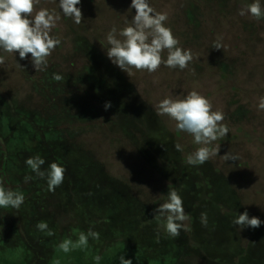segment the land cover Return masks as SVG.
<instances>
[{"label":"trees","instance_id":"16d2710c","mask_svg":"<svg viewBox=\"0 0 264 264\" xmlns=\"http://www.w3.org/2000/svg\"><path fill=\"white\" fill-rule=\"evenodd\" d=\"M231 1H216L222 18ZM196 8L191 4L185 10L190 22ZM71 51L72 59L83 63L77 71L49 67L35 79L29 77L32 94L25 100L0 92V180L25 196L18 210L0 208V264H96L97 255L99 264H120V255L132 264H264V226L240 230L232 224L247 204L227 182L220 183V173L188 165L171 149L173 137L155 111L84 36H73ZM53 73L64 79L55 81ZM35 98L38 106L31 107ZM105 102H111L104 112L112 118L95 127ZM238 109L241 119L246 112ZM75 123L98 131L103 125L108 130L102 131L116 136L125 128L122 141L166 178L162 198H144L125 181L109 177L104 164L78 141ZM146 124L151 128L144 131ZM36 155L45 160L42 171L52 162L67 169L54 192L48 191L46 178L25 164ZM25 176L33 178L25 182ZM173 188L190 216L189 230L177 238L165 232V221L155 219L153 211ZM202 212L207 213L206 227ZM41 221L53 235L37 229ZM89 229L100 237H89L87 248L72 247L68 253L59 248L68 239L75 245L79 233Z\"/></svg>","mask_w":264,"mask_h":264},{"label":"rangeland","instance_id":"374dc122","mask_svg":"<svg viewBox=\"0 0 264 264\" xmlns=\"http://www.w3.org/2000/svg\"><path fill=\"white\" fill-rule=\"evenodd\" d=\"M216 1L149 0L150 6L157 12L167 13L166 26L179 39L180 46L191 49L193 60L188 68L170 69L162 64L151 74L135 69L127 74L108 60L141 96L147 108L153 109L156 114L155 106L160 100L168 96L182 97L192 90L208 98L213 110L224 113L223 123L228 126L229 134L211 145H220L218 155L197 167L217 170L223 177L220 183L227 182L236 196L247 204L249 214L264 221V111L257 109L259 97L264 96V19L256 21L249 15H239V10L252 0H232L229 5L231 9L222 18L217 13L216 5L219 3ZM260 2L264 7V0ZM191 4L197 7L194 22H190L185 13ZM130 5L131 0H81L77 7L82 10L83 20L77 25L71 18L63 16L59 0H40L36 10L47 8L60 15L51 35L60 39L61 44L48 57L47 68L69 72L83 66L81 61L71 57L73 36H84L90 46L107 57L106 50L110 45L106 35L113 26L119 31L125 27L126 21L131 20L135 9H129ZM218 37H222L221 42L225 46L220 50L212 48L213 41ZM0 56L5 58L4 64L0 65V92L25 100L32 94L28 78H36L43 71L35 70L30 54L27 59L21 60L18 53L9 54L0 50ZM166 56L165 50L162 57L166 59ZM38 99L35 98L31 107L38 106ZM241 107L246 113L239 119L237 109ZM104 110H98L95 127L112 118ZM158 117L172 135L171 149L178 152L179 157L186 159L199 147L193 143L192 136L176 130L174 120L167 116ZM86 124L74 125L75 133L79 135L78 141L104 164L109 177L125 181L144 198H162L168 184L166 178L158 169H152L133 146L122 141L127 138L125 128L116 136L104 132L108 130L106 126L101 125L104 131H98ZM149 128L146 124L144 131ZM177 143L182 145V152L175 149ZM228 151L238 155L239 160L225 162L221 156ZM188 203L190 201L186 200L185 205Z\"/></svg>","mask_w":264,"mask_h":264},{"label":"clouds","instance_id":"9594fccd","mask_svg":"<svg viewBox=\"0 0 264 264\" xmlns=\"http://www.w3.org/2000/svg\"><path fill=\"white\" fill-rule=\"evenodd\" d=\"M40 0H0V50L9 54H19L21 60L31 56V63L36 71H45L48 66V57L61 40L51 35L56 27L60 15L47 8H39ZM81 0H59V8L63 16L71 18L77 25L82 23L83 13L80 7ZM129 9H135V14L130 21H126L125 27L119 31L115 26L106 35L108 49L106 55L108 59L122 71L130 74L131 69L137 71L156 72L163 64L170 69L184 70L188 68L193 60L191 49H184L180 46V41L176 38L170 27L166 26L168 20L167 13L157 12L150 6L149 0H131ZM239 15H249L256 21L264 19V7L260 0H252L239 10ZM222 37L213 41L212 48L223 49ZM166 50V59L162 53ZM5 58L0 56V65L4 64ZM20 65V64H19ZM21 66V65H20ZM22 67V66H21ZM194 71V70H193ZM53 79L57 82L64 77L53 73ZM111 102H105L104 109L108 110ZM157 115L167 116L176 122L177 131L184 132L193 137V143L199 145L186 157V163L191 166H199L216 157L220 150V145L212 147L213 143L225 138L229 134V128L223 123L225 116L220 110H213L211 101L192 90L185 96H168L163 98L155 106ZM257 109L264 111V96L259 97ZM177 151H183L181 144H175ZM221 158L227 161L239 160L238 155L230 151ZM25 164L37 177L47 180L48 191L54 192L64 179L67 169L62 165L52 162L49 164L47 172L41 168L45 160L39 155L29 157ZM25 176V182L32 179ZM25 196L20 191L6 189L3 181L0 180V208L19 209L24 203ZM154 218L163 219L164 230L172 238H177L181 230L188 231L185 221L190 216L185 212L182 197L176 189H170L167 199L153 210ZM201 224L207 226V213H201ZM264 221L256 216H249L247 210L240 213L233 219L232 224L244 228L257 229ZM40 231H46L49 236L54 233L48 228L47 222L41 221L36 225ZM89 237L99 240L100 234L89 229L87 233L81 231L75 245L68 239L63 241L59 248L68 253L72 247L87 248ZM96 264L102 259L97 255L93 258ZM120 264H132L131 259H125L124 255L119 256Z\"/></svg>","mask_w":264,"mask_h":264}]
</instances>
